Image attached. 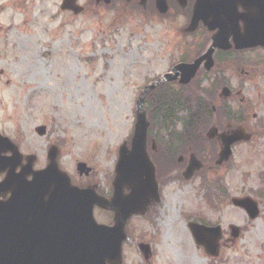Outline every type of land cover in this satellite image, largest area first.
Segmentation results:
<instances>
[{
    "label": "rangeland",
    "instance_id": "rangeland-1",
    "mask_svg": "<svg viewBox=\"0 0 264 264\" xmlns=\"http://www.w3.org/2000/svg\"><path fill=\"white\" fill-rule=\"evenodd\" d=\"M8 1L0 0V130L20 141L24 152L34 153L38 169L46 168L49 151L56 149V161L72 182L108 199L114 194L109 183L119 151L129 147L136 132L141 93L170 73L182 55L192 56L194 44L204 38L191 35L187 18L173 9L160 16L130 0L78 16L62 12L61 0ZM242 59L243 68L229 63L230 74L227 67L215 70L234 87V111L241 105L248 109L252 139L233 148L221 180L201 181L184 170L161 185L146 214L130 219L121 264H243V255L244 264H264V49L245 52ZM194 85L186 88L188 94L197 90ZM218 86L208 87L217 104L222 101ZM39 128L46 134L40 136ZM183 129L177 127L172 140L160 130L153 137L166 162L176 163L194 143L197 134L173 147L184 138ZM80 163L91 169L89 176L79 175ZM217 185H225V195ZM247 196L260 204L254 221L231 204V198ZM95 215L100 224L113 223V216L101 210ZM195 221L221 225L226 232L238 227L246 234L235 250L225 251L224 260L213 261L197 248L188 227ZM141 244L151 246L148 261Z\"/></svg>",
    "mask_w": 264,
    "mask_h": 264
},
{
    "label": "water",
    "instance_id": "water-1",
    "mask_svg": "<svg viewBox=\"0 0 264 264\" xmlns=\"http://www.w3.org/2000/svg\"><path fill=\"white\" fill-rule=\"evenodd\" d=\"M219 1V0H216ZM237 1V0H232ZM248 7H256L254 14H238L232 10V6L225 2L213 4L210 0H199L194 10L190 31L196 30L200 22L210 29L217 31L213 37V45L209 51L194 64H182L174 68L173 74L165 75L153 85L147 87L138 100L137 127L132 140L131 149L124 145L120 149L119 161L116 167L115 193L111 200L99 197L92 189H79L72 186L71 179L62 173L56 161V150L49 154L50 164L39 172H34L31 182L22 179L19 190H15L13 198H26L39 200L38 206L44 211L43 217L50 222L51 230L65 239L64 249H42L38 258V264H120L122 261L123 243L127 240L126 227L130 219L135 215H145L149 206L159 199V186L156 180V170L152 164L148 151L147 140L149 121L147 119L145 102L150 93L167 82H174L180 76L181 84H189L196 76L203 62L206 68L211 70L214 65L213 55L217 49L229 50V39L234 38L237 49H249L259 46L264 47V0H240ZM73 0H66L62 10H75ZM214 5V9L210 8ZM168 10L166 0H161V12ZM82 11L75 10L76 14ZM244 22V31L240 32L239 22ZM228 89H224L223 96L228 95ZM40 136L45 135L46 129L39 128ZM224 143L221 161H227L232 154L233 144L243 141L240 134L232 137L222 136ZM12 144L8 138L0 136V142ZM16 153V151H13ZM199 163L195 162L189 167V174ZM81 176H89L91 169L86 164L78 165ZM6 181L10 184L15 180L12 175ZM22 176H25L23 174ZM5 185V184H1ZM129 193L126 194L125 191ZM44 200H49L46 204ZM233 205L244 209L251 220L259 216L258 205L250 198L235 199ZM98 206L103 210L114 213V226L98 225L94 219V209ZM62 209V210H61ZM59 223L60 227H56ZM190 231L199 240H208L205 244L207 252L216 256L218 242L221 237V228H207L198 224H190ZM238 230V228H233ZM11 239L0 236V264L19 259L22 263L34 264V250L27 252H4L5 246H10ZM24 246L34 247V239L29 238ZM34 249V248H33ZM140 249L148 260L151 248L141 245ZM75 252L77 257L75 258Z\"/></svg>",
    "mask_w": 264,
    "mask_h": 264
},
{
    "label": "flooded vegetation",
    "instance_id": "flooded-vegetation-1",
    "mask_svg": "<svg viewBox=\"0 0 264 264\" xmlns=\"http://www.w3.org/2000/svg\"><path fill=\"white\" fill-rule=\"evenodd\" d=\"M14 1L15 0H10L7 3L10 4L11 2ZM18 1L22 2V0H18ZM64 1L65 0L60 1L61 4L60 6L63 5ZM119 1L120 0H73L72 5L75 7V9H79V7H81L83 10L81 14H83L88 11H91L92 9L94 11H97L99 9H102L103 7L113 8L115 4L116 5L119 4L118 3ZM198 1L199 0H166L169 6V10L173 9L176 13H179L181 16L187 18L188 20L187 22H189V25L191 24L193 13L198 4ZM210 1L213 4L216 3L217 7H220L221 2H225L226 5L228 4V6H232L233 7L232 10H235L238 14L249 15V14H254L256 12V7L248 8L240 0L237 1L210 0ZM130 2H132L138 9L139 7L142 8V6H145V8L147 10L150 9V11L153 14L158 13L160 16H162L160 13L161 0H130ZM7 3L6 5L3 6L4 8H6ZM15 5H17V3ZM0 6H2V3L0 4ZM1 8L2 7H0V10ZM210 8L214 9V5H212ZM66 12L75 15V13L72 11H66ZM239 29L240 32L244 31L243 21L239 22ZM194 33L197 35H202V37L204 38L202 43L198 44L201 46L212 43V39L216 34L215 31L214 32L210 31V29L207 26H205L203 22H200L199 26L197 27ZM229 44L231 46L229 50L218 51L214 55L213 57L214 67L212 70H207L205 67L206 64L203 63L199 71L200 74L198 75V77L196 76V78L193 81H191L190 84H187V85H192L194 83L195 84L194 87H197L198 85L202 84L201 88L210 86L211 90H213L214 83L213 82L211 83L209 77H211V75L216 76L215 74H218L219 80L216 83L217 85L221 84L220 93H222V91L225 88L229 89V92H227L228 93L227 96H225L224 98L220 97L221 95L219 96V98H222L221 103L217 104L216 102H210L211 103L210 107L212 108V111L216 112V115L218 114L221 115V118L223 117L222 120L219 121L218 118H216V120L214 119L215 122L213 120V123L209 124L208 126L201 127V129L198 131L199 139H196L194 143L191 146H189L187 149V151H189L188 154L194 153L196 155V159H193L195 161L191 162L192 159L188 160V155L185 158L178 157L177 163L171 165L166 171V173H163L165 170V162L160 157L161 150L160 153L158 152V148H160V146L157 141H156L157 144L155 143V141H152V145L154 143L156 144V147H154L153 145V149L155 150V152H158L152 159L158 171L159 180L158 179L157 180L159 185V194H160L161 185L167 184L168 182L166 181L169 178H171L173 174H177L178 172H183L184 170H186V173L188 175L192 174L194 171V173L197 174L198 178L201 181L203 179L221 180L222 178L218 176L221 171L228 169V163L230 162L233 154L228 161H224L221 164H218V160H219L218 154L220 153V151L223 150L224 147V144L221 141L220 137L222 135H225L226 137H231L235 133H239V134L241 133V135H243L244 137L249 136L250 139H252L253 137V134L249 133L247 130L248 126H250L248 124V119H247L248 109L245 108L243 105H241L242 106L241 109H239L238 111H234L235 107L233 106V103H235L237 99V94H235L233 90L234 87L232 86V83L230 82V79L227 77V75L226 78H224V76L221 75L220 73H217L216 70L218 69V67L220 69L227 67V69H229L228 74H230V69H232V65H229V63L232 61L235 62L236 68L237 67L243 68L246 66L244 63L245 60L243 61L242 59L245 57V52H254L256 50H261L262 48L261 47L249 48L250 50L237 49L233 37L229 39ZM198 45L195 44L197 48ZM187 58H193V56L182 55L179 63H188L185 62L187 61ZM197 58L192 59L190 63L194 62ZM259 61L260 60H256V62ZM248 62L249 64H252L251 61L248 60ZM221 63L226 65H223ZM235 64L233 66H235ZM255 68L258 67L256 66ZM181 80L182 79L180 76L177 81L169 83L168 88L179 89L181 86ZM208 87L206 91L210 92ZM213 103H215L216 106ZM205 106L208 107L209 103L206 104L202 103V108H205ZM208 110L209 109L207 110L205 109V114L209 113ZM205 114L201 113V115H205ZM165 123L163 124L166 125ZM168 124H172L169 127H172L174 125H181L182 120L177 118L174 119L173 122H169ZM159 125L162 124L159 123ZM254 132L255 131H253V133ZM0 136H2L3 138L4 137L9 138L10 142L12 143V144H7L4 141L0 142V236H4L11 239L10 246H5L4 252L12 253V252H27L34 250V264H38L35 262V260L38 258L40 251L42 249H48V250L64 249L65 246L63 244L65 242V239L56 235L55 233L57 231L50 229L51 226L50 222H47L44 218H42L43 217L42 213L44 211L42 210L41 207L38 206L39 200L26 199V198H13V194L16 193L15 190H19L21 189L22 186H24V185H20L23 178L25 181L31 182L34 177V172H39L45 168L43 169L36 168V166L34 165L36 159L34 153L32 151L30 153L24 152L22 148V143L20 141L5 135L1 130H0ZM200 139L203 140V142L199 141ZM178 144H181L178 143V140L177 143L176 142L172 143L174 148ZM236 145L238 144H235L232 147V152H233V148ZM173 147L171 146V144L169 145L170 149L171 148L174 149ZM14 150L16 151V153L13 152ZM215 152H217V154ZM56 153H57L56 155L58 156V152ZM170 154H172V152H170ZM195 162H197V164L199 163L200 166L199 168L193 166L195 169H193L192 172L189 174V167L191 164L193 165ZM23 174H25V176H22ZM9 175H12L15 178V180L11 184L10 182L9 184L6 183V181L10 179ZM113 183H114L113 178L111 177L109 185L114 186ZM1 184H5V185H1ZM72 185L80 189H86V187L80 186L81 184H78L76 182H72ZM217 186L222 191V194L225 195V191H224L225 185H217ZM98 194L104 196L101 192H98ZM262 194L264 195L263 192ZM111 197L108 196L106 198L110 199ZM232 199L233 198H231V200ZM44 202L48 204L49 200H44ZM257 203L259 204V202ZM96 210H101V209L96 207L95 211ZM94 216L96 222L98 223L96 215ZM111 216L114 217V214H112ZM201 224L205 225L203 223ZM112 225L113 224L109 226ZM56 227H60V224L57 223ZM244 234H246V231H243L241 229L239 231L230 229L227 232L223 230L218 242V249L216 251L217 253L216 256L211 255L209 254V252H207V249L205 247V244L208 243L207 239L199 240L198 238L194 237L195 239L194 241L197 245V248L204 250L208 258H210L213 261H219L225 259L224 254L226 250L236 249L237 243L242 241ZM29 238L34 239V247L24 246V243ZM244 253L246 254L247 252L244 251ZM76 257L77 254L75 252V258ZM239 258L241 263L244 264L247 257L246 255H243L240 256ZM219 263L224 264V261H220L217 264ZM5 264H28V263H22L19 259H15V261L9 259V261H7Z\"/></svg>",
    "mask_w": 264,
    "mask_h": 264
},
{
    "label": "trees",
    "instance_id": "trees-1",
    "mask_svg": "<svg viewBox=\"0 0 264 264\" xmlns=\"http://www.w3.org/2000/svg\"><path fill=\"white\" fill-rule=\"evenodd\" d=\"M186 88L189 87H182V89ZM203 93L208 97L209 100L215 101V99L213 98V92H205L204 90ZM192 96H188V93H186L185 91L181 94L174 92L165 86L154 92L148 100V104H150L151 108V110L149 108V116L151 121L153 122V128L155 127V120H160L162 123L166 122V125L163 124L162 126H160V129L166 132L164 133V136H166L167 134L169 140H172V138L176 137V125L169 127L172 124L168 123L173 122L174 119L182 116L183 119L181 120H183L184 122V138L178 139V143L183 144L185 140L191 138L194 134L198 135V131L200 130L199 127L208 126L213 120L215 114L210 110L209 106H205V108H202V103H208L206 99L201 98L197 94H193ZM178 104L185 106H178ZM205 109H209L208 114H205ZM201 113L205 115H201ZM197 135L196 138H194L190 142L193 143V141L199 139ZM190 142H187L186 144ZM160 157L165 162V170L163 173H166L171 165L176 164L175 162H166L161 153Z\"/></svg>",
    "mask_w": 264,
    "mask_h": 264
}]
</instances>
